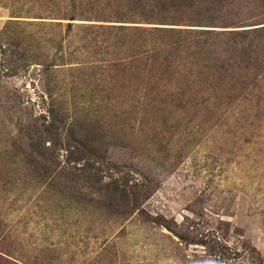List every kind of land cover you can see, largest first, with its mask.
<instances>
[{
	"label": "rangeland",
	"instance_id": "rangeland-1",
	"mask_svg": "<svg viewBox=\"0 0 264 264\" xmlns=\"http://www.w3.org/2000/svg\"><path fill=\"white\" fill-rule=\"evenodd\" d=\"M0 264H264V0H0Z\"/></svg>",
	"mask_w": 264,
	"mask_h": 264
}]
</instances>
